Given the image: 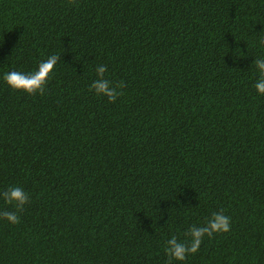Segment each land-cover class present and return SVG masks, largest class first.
<instances>
[{"label":"trees","instance_id":"obj_1","mask_svg":"<svg viewBox=\"0 0 264 264\" xmlns=\"http://www.w3.org/2000/svg\"><path fill=\"white\" fill-rule=\"evenodd\" d=\"M262 40L264 0H0V192L30 196L0 264H167L221 210L231 230L172 264H264ZM53 54L43 96L3 79Z\"/></svg>","mask_w":264,"mask_h":264},{"label":"clouds","instance_id":"obj_2","mask_svg":"<svg viewBox=\"0 0 264 264\" xmlns=\"http://www.w3.org/2000/svg\"><path fill=\"white\" fill-rule=\"evenodd\" d=\"M69 3L75 4L76 0H69ZM264 44V40L260 42ZM61 60V55L53 54L45 61H42L38 70L31 73H23L20 71H9L4 74L3 79L13 89L23 90L31 95L39 93L41 96L45 94L46 86L53 73L55 66ZM252 63L255 64L259 79L256 81L254 87L261 94L264 95V58H256ZM97 78L89 86V91H94L97 96L107 97L109 102H115L117 98L123 95L121 89L126 87L124 81L114 83L106 78L105 73L108 71L107 65L97 66ZM0 198L5 203L14 206V211L7 209L0 210V218L6 219L12 224H19L25 205L30 203V196L20 186H9L7 190L0 192ZM231 230V217L226 215L223 210L214 212L211 217L207 218L202 226L193 224L186 232V236L190 239L181 240L173 235L166 241L165 252L168 257L167 264H172L173 260L184 261L189 255L196 254L203 243L204 238H212L214 234L226 233Z\"/></svg>","mask_w":264,"mask_h":264}]
</instances>
